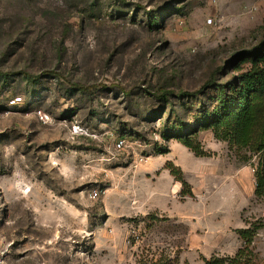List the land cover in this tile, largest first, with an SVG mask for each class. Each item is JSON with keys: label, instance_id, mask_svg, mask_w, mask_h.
<instances>
[{"label": "rangeland", "instance_id": "374dc122", "mask_svg": "<svg viewBox=\"0 0 264 264\" xmlns=\"http://www.w3.org/2000/svg\"><path fill=\"white\" fill-rule=\"evenodd\" d=\"M255 47L264 0H0V264H206L243 229L263 263L258 154L204 124Z\"/></svg>", "mask_w": 264, "mask_h": 264}, {"label": "trees", "instance_id": "16d2710c", "mask_svg": "<svg viewBox=\"0 0 264 264\" xmlns=\"http://www.w3.org/2000/svg\"><path fill=\"white\" fill-rule=\"evenodd\" d=\"M255 54V59H259L264 51L260 47L252 50L240 52L236 57L243 55ZM30 80H37L47 75H54L62 78L66 83L76 89L89 90L90 87L84 86L78 82H71L62 73L56 70H48L38 74H32L26 71L21 72ZM16 74L0 70V75L7 76ZM235 89L232 96H237L236 101L231 104L224 93L219 105V112L215 119H205L204 124L207 128H213L216 136L234 141L237 145L249 147L258 154V165L256 167L257 185L255 193L258 196L264 195V69L260 67H252L248 72L242 75L240 80L234 81ZM168 92H165L162 97ZM182 95L189 93L183 92ZM239 102V103H238ZM183 129H188L182 124ZM223 128V134L220 129ZM192 129H189V131ZM181 132V131H180ZM190 146L189 143H185ZM172 173L178 176L183 185L187 188L189 183L184 179L183 175H178L172 168ZM184 194H189L190 190H183ZM240 235L246 240V245L238 250L233 257L221 258L213 257L206 261V264H264L256 263L249 259L252 254L251 243L253 241L254 232L250 229H243Z\"/></svg>", "mask_w": 264, "mask_h": 264}, {"label": "built area", "instance_id": "2783aa9c", "mask_svg": "<svg viewBox=\"0 0 264 264\" xmlns=\"http://www.w3.org/2000/svg\"><path fill=\"white\" fill-rule=\"evenodd\" d=\"M120 143L124 144V141H121ZM92 196L94 198H97L99 196V192L96 189L92 190Z\"/></svg>", "mask_w": 264, "mask_h": 264}]
</instances>
